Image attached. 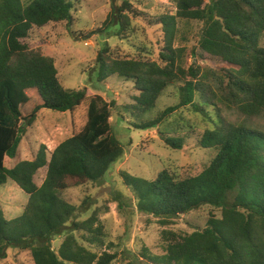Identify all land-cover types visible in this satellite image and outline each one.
Returning a JSON list of instances; mask_svg holds the SVG:
<instances>
[{"label":"trees","instance_id":"obj_1","mask_svg":"<svg viewBox=\"0 0 264 264\" xmlns=\"http://www.w3.org/2000/svg\"><path fill=\"white\" fill-rule=\"evenodd\" d=\"M131 1L124 0L118 11L113 6L112 24L118 18L126 29ZM171 1L176 14L158 19L164 32L159 61L114 58L108 48L98 56L100 83L113 77L135 83L139 96L125 109L139 116L154 110L165 90L178 85L179 103L137 128L158 130L185 109L205 127L190 125L191 116L185 114V139L160 132L165 144L181 151L190 130H200L198 148L216 153L200 174L185 179L168 170L154 180L122 174L136 210L163 228L162 254L144 248L143 258L148 264H264V130L254 123L264 117V0ZM74 8L70 0H0V189L11 180L30 197L23 214L11 221L0 205V260L9 248L29 251L34 264H112L117 259V254L93 250L103 249L107 237L98 212L78 220L90 198L77 207L64 197L71 187L101 185L125 156L110 122L114 104L91 98L86 89L67 90L56 61L23 42L35 27L71 23ZM191 22L202 24L199 48L220 68L187 66L196 48L189 51L177 42H188L180 26ZM33 94L41 104L24 118L22 108ZM85 104L87 123L80 132L51 154L42 145L35 159L17 162L26 126L40 111L75 113ZM8 158L16 159L13 168L6 166ZM44 169L39 187L35 178ZM206 206L212 212L205 228L192 233L169 229ZM62 236L56 251L54 240Z\"/></svg>","mask_w":264,"mask_h":264},{"label":"rangeland","instance_id":"obj_2","mask_svg":"<svg viewBox=\"0 0 264 264\" xmlns=\"http://www.w3.org/2000/svg\"><path fill=\"white\" fill-rule=\"evenodd\" d=\"M70 1L75 5L71 23H51L44 28L35 27L29 38L23 42L33 50L40 49L56 61L60 82L67 90L86 89L91 98L99 96L114 104L110 122L113 134L125 146V156L112 166L101 185L71 187L64 197L77 207L90 198L78 220H87L94 212H98L105 225L107 237L105 247L93 248L94 251L100 254H117V259L112 264H148L143 258V250L149 249L152 255L162 254L160 242L163 228L154 219L149 223L151 218L136 210V200L124 184L122 174L125 172L135 177L154 180L161 171L168 170L174 177L185 179L200 174L216 153L198 148L197 142L202 135L200 130H190L186 136V147L181 151L173 150L165 144L160 132L185 139V114L191 116H187L190 118V125L205 127L200 119L185 112V109L168 118L158 130L137 128L136 125L158 118L167 108L179 103L178 85L165 90L154 110L139 116L125 109L134 105V98L139 96L135 83L118 77L100 83L97 76L98 56L108 48V55L114 58H148L159 61L160 50L164 47V32L158 19L176 14L177 9L171 0H132L128 19L124 21L129 25L125 29L118 18L112 24L113 6H117L116 10H119L124 0ZM107 22L110 23L109 27H106ZM180 27L188 42L178 40L177 45L186 46L189 51L196 48V55L188 56V67L194 65L203 69H218L222 66L200 50V22L182 23ZM228 67L230 68L229 65ZM33 95V101L22 108L24 118L31 116L35 107L41 104L38 95ZM87 110L85 104L75 113L63 114L49 109L40 111L35 123L31 127L26 126L17 162L35 159L42 145H46L51 154L57 146L85 127ZM254 123L264 130V117ZM16 159H6V166L13 168L17 163ZM45 177L46 169L36 176L35 181L39 187ZM29 198L16 183L9 180L0 189V205L6 219L11 221L20 217ZM211 212V207H203L182 216L169 229L184 233L203 229ZM76 235L81 238L79 233ZM64 239L65 236H62L54 240L56 251L60 249ZM0 264L34 262L29 251L9 248L7 258L0 260Z\"/></svg>","mask_w":264,"mask_h":264}]
</instances>
